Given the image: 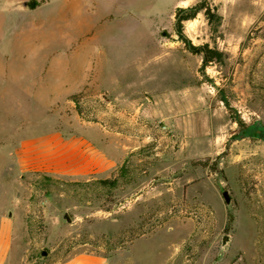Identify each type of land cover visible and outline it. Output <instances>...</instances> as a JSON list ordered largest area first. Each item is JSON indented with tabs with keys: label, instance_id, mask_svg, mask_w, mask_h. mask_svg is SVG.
<instances>
[{
	"label": "rangeland",
	"instance_id": "374dc122",
	"mask_svg": "<svg viewBox=\"0 0 264 264\" xmlns=\"http://www.w3.org/2000/svg\"><path fill=\"white\" fill-rule=\"evenodd\" d=\"M2 1L0 224L13 221L4 264H59L81 252L107 264H264V0H211L219 22L203 11L184 22L191 43L225 53L204 69L175 26L177 8L198 0H108L113 21L82 40L103 34L106 50L123 48L107 65L125 89L88 83L77 100L57 95L50 59L22 40L41 28L35 41L57 51L62 0L28 14L20 2ZM104 10L72 19L97 22ZM53 128L84 131L123 153L108 178L116 183L21 168V142Z\"/></svg>",
	"mask_w": 264,
	"mask_h": 264
},
{
	"label": "crops",
	"instance_id": "0c3cea01",
	"mask_svg": "<svg viewBox=\"0 0 264 264\" xmlns=\"http://www.w3.org/2000/svg\"><path fill=\"white\" fill-rule=\"evenodd\" d=\"M23 1L25 0H16L15 7L20 2L22 9L27 14L50 2V0H45L32 9L24 6L22 4ZM62 2L64 3L62 10L65 16L62 15L60 21H56L58 29L53 31L54 40L52 38L53 42H58L55 44L59 48L57 51L53 49L47 52L44 50L45 45L43 43L35 41L38 35H43L41 28L36 34L34 32L29 33V35H24L22 38L27 43L33 42L31 49L34 52L42 53V55L50 59L47 72L56 75L57 81L54 88L58 90L57 95L73 94L80 91L88 83L100 84L102 85L101 88L105 90L125 89L124 86L118 87L114 85L116 78L111 75V69L107 65L111 58L113 60L118 55L123 56V48L120 49V54L117 53L118 49H113V51L112 49L106 50L107 45L103 44V34L91 40H82L83 36L88 35L91 28L97 25L100 26V23L106 21H113L109 15L111 11L110 4L112 3L108 0L106 2L105 0H62ZM2 3L3 1L0 0V5ZM100 9L105 10L101 12L100 18H97V22L95 19H91L93 16L90 18L79 17L75 20L76 23L72 19L74 15L79 14V11L88 13L94 11L97 17V14L101 11ZM135 24H139L138 27H140V24L144 25L140 20L138 22L135 21ZM38 27L41 26L38 25ZM60 27L63 28L60 29ZM148 31L152 32L148 34V41L156 44L153 34L154 28ZM38 42L40 45L36 44ZM53 42L48 41V43ZM127 42L126 47L128 46ZM145 43L143 45V56H145L146 51ZM257 52H261V50L255 49V53ZM126 55L128 54L126 53ZM171 64H174L175 67L183 66L181 61L175 62L173 60ZM117 71L119 70L117 69ZM95 141L91 135L86 134L84 131L72 133L69 130L64 131L53 128L43 134L23 140L17 150V161L23 169L30 167L41 169L57 178L72 180L108 179L122 164L124 155L123 153L121 156L114 155L107 145H102L100 142ZM12 230V219H2L0 224V264H4L10 249ZM59 264H107V260L105 256L96 252H81Z\"/></svg>",
	"mask_w": 264,
	"mask_h": 264
},
{
	"label": "trees",
	"instance_id": "16d2710c",
	"mask_svg": "<svg viewBox=\"0 0 264 264\" xmlns=\"http://www.w3.org/2000/svg\"><path fill=\"white\" fill-rule=\"evenodd\" d=\"M42 0H29L28 7L35 8L39 4H41ZM211 0H198L195 4L184 7H178L175 12V26L176 31L179 37L184 40L187 48L196 54L202 55V69H204L208 64L213 61L222 62L225 58V53L218 48H212L208 43L203 45H194L191 41L186 37L183 31L184 22L194 19L197 17L199 12L203 11L205 16L207 17L210 23L219 22L221 16L214 11H212ZM214 8V7H213ZM83 91L71 94L70 98L77 100L79 96H82ZM124 166L121 167V172L123 171ZM122 174V173H121ZM104 184H115L116 180L103 179L101 180Z\"/></svg>",
	"mask_w": 264,
	"mask_h": 264
},
{
	"label": "water",
	"instance_id": "95a60500",
	"mask_svg": "<svg viewBox=\"0 0 264 264\" xmlns=\"http://www.w3.org/2000/svg\"><path fill=\"white\" fill-rule=\"evenodd\" d=\"M22 4H23L24 6H28V1L25 0V1L22 2ZM162 35H166V31H162ZM223 196H224V199L226 200V204H227L229 207H231V205H232V198H231V196H230V191H229L228 189H226V190L223 191ZM10 215H11V213H10ZM64 219H65L66 221H70V220H71L70 217H69V215H68V213H66V214L64 215ZM229 239H230V236H229L228 234L224 235L223 240H222V246H221L222 249H224V247H225V245L227 244V242H228ZM43 254H46V251H43ZM240 259H241V256H239V257L235 260V263H236L237 261H239Z\"/></svg>",
	"mask_w": 264,
	"mask_h": 264
},
{
	"label": "bare ground",
	"instance_id": "6f19581e",
	"mask_svg": "<svg viewBox=\"0 0 264 264\" xmlns=\"http://www.w3.org/2000/svg\"><path fill=\"white\" fill-rule=\"evenodd\" d=\"M29 67H30V65H29ZM30 68H31V67H30ZM18 70H19V69H18ZM18 70H17V71H18ZM29 70H30V69H29Z\"/></svg>",
	"mask_w": 264,
	"mask_h": 264
}]
</instances>
